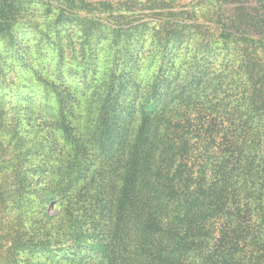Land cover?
<instances>
[{"label":"trees","instance_id":"obj_1","mask_svg":"<svg viewBox=\"0 0 264 264\" xmlns=\"http://www.w3.org/2000/svg\"><path fill=\"white\" fill-rule=\"evenodd\" d=\"M16 3L0 0V16ZM221 37L264 51L263 39ZM113 63L92 123L82 121L81 99L71 103L73 93L59 92L55 117L40 116L33 126L37 136L43 132L47 162H57L56 180L50 173L40 189L45 203L62 205L63 213L56 219L43 213L52 227L40 242L42 258L48 264H264V117L245 115L264 109V56H254L251 74L234 86L240 104L223 119L197 109L219 79L204 67L185 77L160 71L135 99L133 66L119 83L117 55ZM223 106L229 111L228 102ZM54 247L63 253L53 256Z\"/></svg>","mask_w":264,"mask_h":264},{"label":"rangeland","instance_id":"obj_2","mask_svg":"<svg viewBox=\"0 0 264 264\" xmlns=\"http://www.w3.org/2000/svg\"><path fill=\"white\" fill-rule=\"evenodd\" d=\"M17 1L0 16V264H48L38 251L52 227L43 213L54 219L63 213L62 205L45 203L40 189L50 173L56 180L57 162H47L43 132L37 136L33 126L40 116L55 117L56 93H73L71 103L81 99L82 121L92 123L117 55L119 83L133 66V98L149 90L160 71L185 77L204 67L219 79L216 89L206 88L197 109L213 118L232 116L230 109L240 104L234 86L264 51L226 42L221 34L264 40V0ZM254 114L264 117V109L245 113ZM52 253L63 252L54 247Z\"/></svg>","mask_w":264,"mask_h":264},{"label":"water","instance_id":"obj_3","mask_svg":"<svg viewBox=\"0 0 264 264\" xmlns=\"http://www.w3.org/2000/svg\"><path fill=\"white\" fill-rule=\"evenodd\" d=\"M81 1H101V0H81ZM170 1L189 3L192 0H170Z\"/></svg>","mask_w":264,"mask_h":264}]
</instances>
